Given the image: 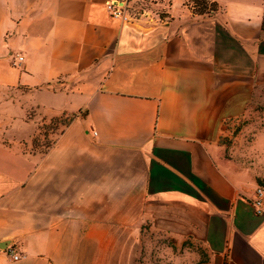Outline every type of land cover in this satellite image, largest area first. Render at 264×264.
<instances>
[{"label": "crops", "instance_id": "0c3cea01", "mask_svg": "<svg viewBox=\"0 0 264 264\" xmlns=\"http://www.w3.org/2000/svg\"><path fill=\"white\" fill-rule=\"evenodd\" d=\"M108 1L0 0V97L30 93L0 111V264H264V130L232 134L264 87V0L131 23Z\"/></svg>", "mask_w": 264, "mask_h": 264}, {"label": "rangeland", "instance_id": "374dc122", "mask_svg": "<svg viewBox=\"0 0 264 264\" xmlns=\"http://www.w3.org/2000/svg\"><path fill=\"white\" fill-rule=\"evenodd\" d=\"M213 1V0H209ZM185 5L189 7H193L194 3L193 0H185ZM149 8L153 11L158 13L159 15L163 16L162 14L165 13L160 8L156 7L155 4H150ZM23 92V93H22ZM29 91L27 89H21L20 93H15L13 90H7L6 92H3L0 97V111H9L11 107V102L18 103L21 106L25 105L24 103L28 102L29 100ZM35 111V110H31ZM70 118H63L62 120L58 122H53L52 124L46 126L45 128H42V132L38 134L35 138L36 144H40L39 150L42 153L48 152L50 147L52 146L54 135L56 134L57 136L59 135L60 132L57 131L55 133L56 129H58L59 123L67 124L69 122ZM264 130V87L260 86L256 88V91L254 93V98L252 103L250 104L248 108V113L247 115L240 120L233 128H232V134L233 136H241V138L244 141L243 148L245 149L244 146H247V148L253 142H256V145L259 143L262 145V131ZM38 139H41V142H38ZM233 141V140H232ZM33 150V149H32ZM248 151V150H247ZM259 155H255V157H258ZM250 159L249 157H247ZM250 163H253L254 160H249ZM261 167V165H260ZM258 166V168H260ZM148 247H153L154 249L156 248L158 251H161L163 249V245L158 243L157 245L155 244H149L147 245ZM165 248V247H164ZM165 250V249H164ZM160 264L166 263V261L159 260L158 261ZM207 262L203 257L201 260L198 259H186V260H176L175 264H202Z\"/></svg>", "mask_w": 264, "mask_h": 264}, {"label": "built area", "instance_id": "2783aa9c", "mask_svg": "<svg viewBox=\"0 0 264 264\" xmlns=\"http://www.w3.org/2000/svg\"><path fill=\"white\" fill-rule=\"evenodd\" d=\"M150 4L153 3L148 0H111L106 3V10L113 18L128 23L140 21L143 18H148L151 22H161L160 15L149 8ZM252 204L258 215H264V185L257 187ZM7 253L14 261L22 258L14 250H8Z\"/></svg>", "mask_w": 264, "mask_h": 264}, {"label": "trees", "instance_id": "16d2710c", "mask_svg": "<svg viewBox=\"0 0 264 264\" xmlns=\"http://www.w3.org/2000/svg\"><path fill=\"white\" fill-rule=\"evenodd\" d=\"M194 6L191 7L197 15H213L221 11L218 0H193ZM264 31V22H263Z\"/></svg>", "mask_w": 264, "mask_h": 264}]
</instances>
